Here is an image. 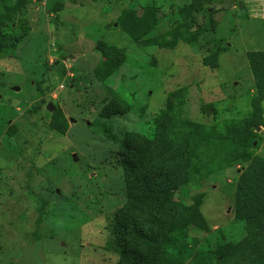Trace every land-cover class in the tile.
Returning <instances> with one entry per match:
<instances>
[{"label": "rangeland", "instance_id": "rangeland-1", "mask_svg": "<svg viewBox=\"0 0 264 264\" xmlns=\"http://www.w3.org/2000/svg\"><path fill=\"white\" fill-rule=\"evenodd\" d=\"M198 1L0 0V264L264 262V0Z\"/></svg>", "mask_w": 264, "mask_h": 264}, {"label": "trees", "instance_id": "trees-1", "mask_svg": "<svg viewBox=\"0 0 264 264\" xmlns=\"http://www.w3.org/2000/svg\"><path fill=\"white\" fill-rule=\"evenodd\" d=\"M191 1V8L196 10L199 6V1ZM14 27L15 29L12 31L0 30V54H7L12 52L15 45H17L20 41L18 34H26V32L28 31L27 24L22 21H17L16 25L10 26V29ZM124 151L126 153V156L123 158V167L126 174L129 177H132V174L134 173L136 168H138L137 166L133 165L134 162L131 157L132 154L135 155V153L130 147L124 149ZM133 184H135L136 186L132 187L130 190L131 198L133 196L137 201H139H136L139 204L147 203L151 209L156 211V214L162 213L164 216L169 215L170 208L172 207L174 201L172 199V182L168 176H165L164 174H146V176H143L142 179L133 182ZM160 224V222L157 223V225H159L158 230L161 233L163 232V230L161 229ZM135 233L138 235L139 239L144 241L147 245L154 246L159 244L157 239L153 237V235L145 233L143 229H140ZM166 244L172 245L174 244V242L172 241V239H168ZM173 247H175V245H173ZM120 253L121 259L123 262H125V264H128V262L130 264H143L144 262L138 257H131V254H129L126 249H121ZM164 255L167 260H171L173 257V254L170 252L165 253ZM261 264H264V262Z\"/></svg>", "mask_w": 264, "mask_h": 264}, {"label": "water", "instance_id": "water-1", "mask_svg": "<svg viewBox=\"0 0 264 264\" xmlns=\"http://www.w3.org/2000/svg\"><path fill=\"white\" fill-rule=\"evenodd\" d=\"M47 110L52 111L53 110V106L51 104H48L47 105Z\"/></svg>", "mask_w": 264, "mask_h": 264}, {"label": "built area", "instance_id": "built-area-1", "mask_svg": "<svg viewBox=\"0 0 264 264\" xmlns=\"http://www.w3.org/2000/svg\"><path fill=\"white\" fill-rule=\"evenodd\" d=\"M245 1V0H244ZM247 1V0H246Z\"/></svg>", "mask_w": 264, "mask_h": 264}]
</instances>
